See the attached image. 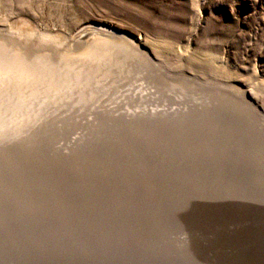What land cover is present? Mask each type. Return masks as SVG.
Returning <instances> with one entry per match:
<instances>
[{"label": "rangeland", "instance_id": "374dc122", "mask_svg": "<svg viewBox=\"0 0 264 264\" xmlns=\"http://www.w3.org/2000/svg\"><path fill=\"white\" fill-rule=\"evenodd\" d=\"M0 264H264V0H0Z\"/></svg>", "mask_w": 264, "mask_h": 264}, {"label": "bare ground", "instance_id": "6f19581e", "mask_svg": "<svg viewBox=\"0 0 264 264\" xmlns=\"http://www.w3.org/2000/svg\"><path fill=\"white\" fill-rule=\"evenodd\" d=\"M254 89V88H253Z\"/></svg>", "mask_w": 264, "mask_h": 264}]
</instances>
